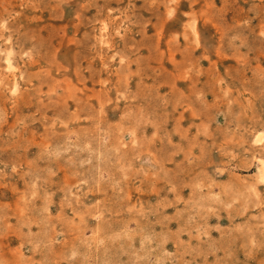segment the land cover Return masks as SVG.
<instances>
[{
  "label": "rangeland",
  "instance_id": "1",
  "mask_svg": "<svg viewBox=\"0 0 264 264\" xmlns=\"http://www.w3.org/2000/svg\"><path fill=\"white\" fill-rule=\"evenodd\" d=\"M263 166L264 0H0V264H264Z\"/></svg>",
  "mask_w": 264,
  "mask_h": 264
},
{
  "label": "bare ground",
  "instance_id": "2",
  "mask_svg": "<svg viewBox=\"0 0 264 264\" xmlns=\"http://www.w3.org/2000/svg\"><path fill=\"white\" fill-rule=\"evenodd\" d=\"M261 171H262V175H264V166L262 167V170H261ZM260 174H261V173H260Z\"/></svg>",
  "mask_w": 264,
  "mask_h": 264
}]
</instances>
